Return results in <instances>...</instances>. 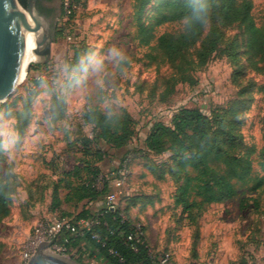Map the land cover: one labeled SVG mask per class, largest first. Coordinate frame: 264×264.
<instances>
[{
  "label": "rangeland",
  "instance_id": "rangeland-1",
  "mask_svg": "<svg viewBox=\"0 0 264 264\" xmlns=\"http://www.w3.org/2000/svg\"><path fill=\"white\" fill-rule=\"evenodd\" d=\"M251 1L259 22L264 0ZM63 2L57 3L60 9ZM130 4L131 0H78L71 15L62 10L55 21L60 34L55 33L49 59L29 62L24 79L0 102V168L15 186L0 223V264H23L34 228L60 217L49 210L50 190L44 187L55 180L52 172L71 169L81 157L79 146H69V142L81 133L90 136L89 126H78L81 112L90 106L103 112L123 108L134 120V136L127 147L132 156L130 176L117 206H124L125 197L139 198L128 218L132 225H143L150 248L169 252L175 264H257L264 258V200L256 206L250 199L255 194L240 188L233 199L184 214L173 204L175 178L154 167L168 161L169 155L143 157L134 152L142 148L154 122L168 124L180 107L211 115L235 99L237 87L232 80L233 65L216 54L192 72V85L177 84L174 93L160 101L162 78L172 69L146 57L148 49L135 38ZM181 27L165 24L155 32L158 36ZM237 32L227 30L226 36ZM238 41L241 46L240 35ZM37 65L41 69H35ZM250 76L264 87V74L250 72ZM57 100L65 111L63 119L54 120L53 114L61 108ZM26 105L28 123L20 135ZM243 117L244 141L258 151L264 143V93L254 92L253 103ZM120 158L116 153L113 159L98 163L101 181ZM253 169L258 171L256 160ZM42 192L43 200L35 201ZM63 257L76 261L71 255ZM91 264L103 263L93 260Z\"/></svg>",
  "mask_w": 264,
  "mask_h": 264
},
{
  "label": "trees",
  "instance_id": "trees-1",
  "mask_svg": "<svg viewBox=\"0 0 264 264\" xmlns=\"http://www.w3.org/2000/svg\"><path fill=\"white\" fill-rule=\"evenodd\" d=\"M18 2L25 6V0ZM202 5L205 6L203 10ZM130 8L135 38L140 46L148 49L146 57L151 62L159 60L168 64L172 69L168 77L162 78L164 90L160 93V101L168 99L177 84L192 85V72L204 67L216 54L227 57L233 65L232 80L237 87L235 99L211 115L197 108L180 107L168 124L154 122L142 148L134 152L138 151L143 157L169 155L168 161L153 166L162 174L167 171L175 178L173 204L184 214L233 199L240 188L255 194L250 199L258 206L264 200V143L258 151L255 146L247 145L242 127L254 92L264 93V87L256 85L250 76V72L264 74V7L259 22L254 17L251 0H131ZM165 24L182 27L157 36L156 28ZM231 29L239 32L227 37L226 31ZM239 35L243 40L241 46ZM34 68L39 70L41 65ZM56 103L61 108L58 114H53V119H63L65 108L60 100ZM28 113L26 105L21 115L20 135L27 126ZM79 119L80 128H91L90 136L81 133L69 142V146H79L81 157L71 169L52 172L55 180H49L44 188L50 190L49 210L60 213L62 219L76 222L101 214L100 223L93 231L105 245L92 240L89 234L81 238L69 232H63L58 242L65 245L66 254L70 255L69 248L77 247L84 240L105 264H119L108 254L109 248L116 250L126 264H151L143 246L133 252L123 243L132 227L128 212L139 198L125 197L124 206H117L113 211L103 207L105 196L112 188L109 172L131 153L127 147L134 136V120L123 108L103 112L97 106L84 108ZM116 153L121 154L119 162L109 168L102 186L98 187L102 174L98 163L105 158L113 159ZM255 160L258 171L253 169ZM14 191L10 175L0 168V223ZM28 192L32 199L31 189ZM44 197L42 192L35 201H42ZM96 204L101 206L98 208ZM64 206L71 210H64ZM75 259L83 264L80 258Z\"/></svg>",
  "mask_w": 264,
  "mask_h": 264
},
{
  "label": "built area",
  "instance_id": "built-area-1",
  "mask_svg": "<svg viewBox=\"0 0 264 264\" xmlns=\"http://www.w3.org/2000/svg\"><path fill=\"white\" fill-rule=\"evenodd\" d=\"M76 4H78V0H64L61 11L63 10L67 15H71L74 8H76ZM131 161L132 156L127 155L115 170L109 172L108 175L112 182V188L104 199L103 207L105 210H115L118 201L124 195V189L130 176ZM100 181L101 179H99L98 184ZM99 216L101 214H97L90 219H79L76 222H71L56 216L51 222L36 226L26 243L22 259L23 264H28L29 259L41 245H47L45 251L50 254L59 256L66 255L65 245L58 242L63 232H69L72 236L81 238L89 234L92 240L104 246V241H101L99 235L93 231V228L100 223ZM66 242L67 240L65 239L64 243ZM123 243L133 252H137L138 247L143 246L146 249V259L151 264H175L169 252H157L149 247L146 241L145 229L140 223L132 225L129 233L123 238ZM108 254L115 257L119 264H126L124 258L116 250L109 248ZM257 264H264V258Z\"/></svg>",
  "mask_w": 264,
  "mask_h": 264
},
{
  "label": "water",
  "instance_id": "water-1",
  "mask_svg": "<svg viewBox=\"0 0 264 264\" xmlns=\"http://www.w3.org/2000/svg\"><path fill=\"white\" fill-rule=\"evenodd\" d=\"M36 1L28 0L27 8L23 10L18 0H0V102L6 101L21 83L18 74L22 36L23 33L27 35L34 21L38 28L34 32L36 46L33 52L39 56V62H46L50 57L57 19L51 22L39 14L35 9ZM46 248L47 245H41L28 264H70L62 259L63 256L46 252ZM68 259L74 264H80Z\"/></svg>",
  "mask_w": 264,
  "mask_h": 264
},
{
  "label": "bare ground",
  "instance_id": "bare-ground-1",
  "mask_svg": "<svg viewBox=\"0 0 264 264\" xmlns=\"http://www.w3.org/2000/svg\"><path fill=\"white\" fill-rule=\"evenodd\" d=\"M31 29L25 36L23 33L22 42H21V52H20V64H19V74L18 80L22 81L26 75V67L27 64L31 61H38L40 60L39 56L33 52V49L36 46V42L34 39V32L37 31V24L34 21L31 24ZM64 261L70 264H74L68 258L63 257Z\"/></svg>",
  "mask_w": 264,
  "mask_h": 264
},
{
  "label": "flooded vegetation",
  "instance_id": "flooded-vegetation-1",
  "mask_svg": "<svg viewBox=\"0 0 264 264\" xmlns=\"http://www.w3.org/2000/svg\"><path fill=\"white\" fill-rule=\"evenodd\" d=\"M27 4H28V0H25V6H22V5L20 6L23 8V10H26ZM35 9L37 10L39 14L49 19L51 22H53L55 19L58 20L60 16L59 12L61 11L60 7L57 4V0H37L35 2ZM57 31L58 29L55 23V33L56 34H57Z\"/></svg>",
  "mask_w": 264,
  "mask_h": 264
},
{
  "label": "crops",
  "instance_id": "crops-1",
  "mask_svg": "<svg viewBox=\"0 0 264 264\" xmlns=\"http://www.w3.org/2000/svg\"><path fill=\"white\" fill-rule=\"evenodd\" d=\"M95 206L99 208L101 204H96ZM55 213L58 212L56 211ZM69 251L70 255L74 256L75 258H80L83 264H91L93 260H101L102 263L105 264L102 258L99 257L84 240L80 241L77 247H70Z\"/></svg>",
  "mask_w": 264,
  "mask_h": 264
},
{
  "label": "clouds",
  "instance_id": "clouds-1",
  "mask_svg": "<svg viewBox=\"0 0 264 264\" xmlns=\"http://www.w3.org/2000/svg\"><path fill=\"white\" fill-rule=\"evenodd\" d=\"M204 7H205V6H204V5H202V6H201V10H203V9H204Z\"/></svg>",
  "mask_w": 264,
  "mask_h": 264
}]
</instances>
